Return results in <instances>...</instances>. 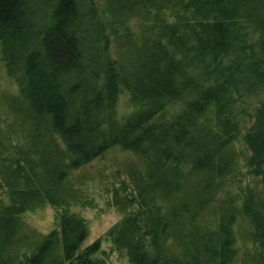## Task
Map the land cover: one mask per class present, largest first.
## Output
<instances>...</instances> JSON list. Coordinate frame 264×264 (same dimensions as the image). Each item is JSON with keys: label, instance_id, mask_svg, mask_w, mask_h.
I'll return each instance as SVG.
<instances>
[{"label": "trees", "instance_id": "1", "mask_svg": "<svg viewBox=\"0 0 264 264\" xmlns=\"http://www.w3.org/2000/svg\"><path fill=\"white\" fill-rule=\"evenodd\" d=\"M95 195L129 264H264V0H0V264H108Z\"/></svg>", "mask_w": 264, "mask_h": 264}, {"label": "rangeland", "instance_id": "2", "mask_svg": "<svg viewBox=\"0 0 264 264\" xmlns=\"http://www.w3.org/2000/svg\"><path fill=\"white\" fill-rule=\"evenodd\" d=\"M255 100H251V108L249 109L250 113H253V110L256 108ZM249 113V114H250ZM247 123V124H246ZM245 123V129H248L251 125V118H248V121ZM122 156H118L116 153L109 152L103 159L106 164H110L109 167L113 166H123L121 163L122 160L120 159ZM98 164H95V166ZM95 169V167H92ZM96 205L95 208H85L80 209L79 213L87 220L88 222V232L83 240L80 250H83L85 247L89 246L91 243L96 241L97 239L101 240L100 244V251L95 255L99 256L100 253H104L107 257L108 264H129L125 259L120 258L117 253L111 251V246L109 240L107 238L106 232L110 229V227L118 221L121 214L117 212L113 207L108 206L105 202V199L95 195ZM26 221L38 232L46 233L52 227L55 220V212L53 208L47 204L45 207L41 209H37L35 211L28 212L25 215ZM238 244H247V241H242L245 238L244 235L238 236ZM239 254L242 256L243 251L242 249H246V245H241ZM249 247L248 249H250ZM72 264H77V260H74Z\"/></svg>", "mask_w": 264, "mask_h": 264}]
</instances>
